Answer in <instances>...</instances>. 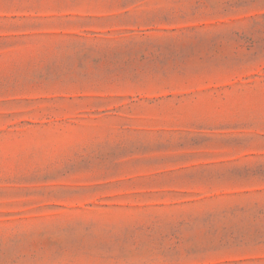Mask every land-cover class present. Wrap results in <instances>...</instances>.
I'll return each instance as SVG.
<instances>
[{"label": "rangeland", "instance_id": "obj_1", "mask_svg": "<svg viewBox=\"0 0 264 264\" xmlns=\"http://www.w3.org/2000/svg\"><path fill=\"white\" fill-rule=\"evenodd\" d=\"M0 264H264V0H0Z\"/></svg>", "mask_w": 264, "mask_h": 264}]
</instances>
